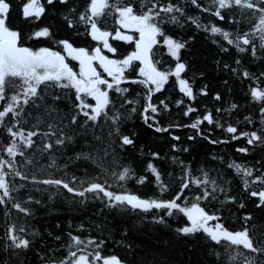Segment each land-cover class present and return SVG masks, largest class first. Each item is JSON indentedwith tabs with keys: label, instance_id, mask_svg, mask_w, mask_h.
I'll list each match as a JSON object with an SVG mask.
<instances>
[{
	"label": "snow or ice",
	"instance_id": "snow-or-ice-1",
	"mask_svg": "<svg viewBox=\"0 0 264 264\" xmlns=\"http://www.w3.org/2000/svg\"><path fill=\"white\" fill-rule=\"evenodd\" d=\"M0 264H264V0H0Z\"/></svg>",
	"mask_w": 264,
	"mask_h": 264
},
{
	"label": "trees",
	"instance_id": "trees-1",
	"mask_svg": "<svg viewBox=\"0 0 264 264\" xmlns=\"http://www.w3.org/2000/svg\"><path fill=\"white\" fill-rule=\"evenodd\" d=\"M15 2H16V0H14V3ZM13 23H19L21 25V27H23L25 29V31H29L30 30L28 28V26L26 24H24L22 17L17 18L16 9L15 8L13 9ZM123 47H126V46H123ZM205 47H207V46H205ZM122 50H123V48H122ZM234 95H235V97L237 99H239L242 96V93L240 92L239 87L236 88V90L234 92ZM199 102L200 103H205V102H209L210 103V101H205L203 98H200ZM240 102L243 103L242 100H240ZM244 114H247V112H245ZM193 116H194V114H193ZM171 119H174V120H177V121L188 122L187 121V118L183 117L180 114L179 110L175 109V107H173V109H172ZM165 122H167V120ZM136 124L138 126V122H136ZM205 126H207V125L205 124ZM173 131L175 132V134L180 135L182 138H185L186 139V134L188 133L189 130H187V129H180V130H173ZM159 135H160V138L159 139H154L150 134L145 133V132H141V140L146 145L145 150H147V147H149V146H151V147H163L164 146L166 137H164L163 134H159ZM217 135H221V133L217 132ZM240 143L242 144L243 141H240ZM209 147H211V146H209ZM227 151L231 155H233L239 162H243L245 160L250 159V157H246V156H243L242 154L235 153L234 150L231 149V148L227 149ZM139 191H140V194L141 195H143L145 193L147 195H152V190H151L150 187L140 188Z\"/></svg>",
	"mask_w": 264,
	"mask_h": 264
}]
</instances>
